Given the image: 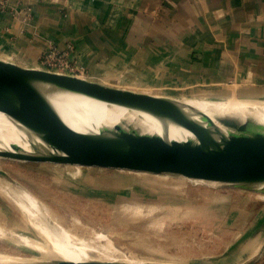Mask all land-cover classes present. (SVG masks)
Listing matches in <instances>:
<instances>
[{"label": "crops", "instance_id": "1", "mask_svg": "<svg viewBox=\"0 0 264 264\" xmlns=\"http://www.w3.org/2000/svg\"><path fill=\"white\" fill-rule=\"evenodd\" d=\"M2 1V60L37 68L41 51L70 42L79 77L103 85L264 96V0ZM228 245L215 264H264V241Z\"/></svg>", "mask_w": 264, "mask_h": 264}, {"label": "rangeland", "instance_id": "2", "mask_svg": "<svg viewBox=\"0 0 264 264\" xmlns=\"http://www.w3.org/2000/svg\"><path fill=\"white\" fill-rule=\"evenodd\" d=\"M166 98L214 105L241 97L181 93ZM0 170L14 187L12 196L0 193V229L25 240L10 241L0 231V254L43 256V242L16 204V191L24 189L49 219L62 225L75 220L88 236L102 234L121 259L133 264H215L232 241H264V192L253 187L1 157ZM104 241L95 242L102 246ZM79 244L90 257L112 259L82 241Z\"/></svg>", "mask_w": 264, "mask_h": 264}, {"label": "water", "instance_id": "3", "mask_svg": "<svg viewBox=\"0 0 264 264\" xmlns=\"http://www.w3.org/2000/svg\"><path fill=\"white\" fill-rule=\"evenodd\" d=\"M39 83L168 119L188 131L194 141H168L134 130L123 131L119 127L102 130L97 135L80 133L59 115L38 89ZM0 112L59 152L26 153L12 145L13 151H0L1 158L174 174L209 184L240 187L264 184V134L251 132L250 123L240 124L237 120L225 118L220 123L236 132L223 136L208 117H203L210 126L206 129L193 121L171 98L103 85L40 67H22L0 59ZM0 177L7 178V174L0 170ZM259 191L264 192V188ZM42 264L127 263L56 260Z\"/></svg>", "mask_w": 264, "mask_h": 264}, {"label": "bare ground", "instance_id": "4", "mask_svg": "<svg viewBox=\"0 0 264 264\" xmlns=\"http://www.w3.org/2000/svg\"><path fill=\"white\" fill-rule=\"evenodd\" d=\"M37 87L51 102L60 116L80 133L97 135L102 130H112L119 127L123 131L134 130L139 134L158 136L168 141H194L188 131L180 125L151 113L109 104L49 84L39 83ZM174 102L182 107L193 121L206 129H209L210 126L203 117H208L223 136L236 132L234 129L227 128L220 123V120L225 118L237 120L240 124L250 123L249 130L251 132L264 134V99L228 98L214 105L205 104L209 101L203 103L197 101L195 103L187 101ZM214 136L217 137L215 134ZM12 145L26 153L59 154L58 151L48 146L31 131L0 112V151H13ZM32 146L36 149L33 150ZM252 187L256 190H263L264 184L255 183ZM13 189L14 187H12L10 181L0 178V193L12 196ZM15 194L16 204L20 210L27 214L28 224L34 229L45 246L44 253L42 257L0 254V264H42L54 260L75 263L102 261L133 264L132 260L121 259L122 257L117 255V251H115L116 248L114 249L102 234L88 236L84 226L75 220L68 225H62L49 219L42 212L36 199L25 189L18 190ZM0 231L3 232L4 238L10 241H17L16 243L25 241L23 237L19 234L16 235L15 232L3 229H0ZM81 231L85 233L81 234ZM100 240H105L106 244L101 246V244L95 242ZM79 241L92 246L104 256H111L112 259L90 257L86 249L79 244Z\"/></svg>", "mask_w": 264, "mask_h": 264}, {"label": "built area", "instance_id": "5", "mask_svg": "<svg viewBox=\"0 0 264 264\" xmlns=\"http://www.w3.org/2000/svg\"><path fill=\"white\" fill-rule=\"evenodd\" d=\"M4 8V1L0 0V12ZM27 15L31 16V10H25ZM74 46L67 45L64 49H58L56 46H50L40 52L38 56V67L48 69L54 72L79 76L81 71L76 67Z\"/></svg>", "mask_w": 264, "mask_h": 264}]
</instances>
